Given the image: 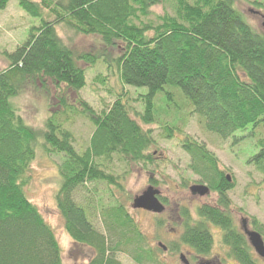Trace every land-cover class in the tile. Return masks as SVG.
<instances>
[{"label": "trees", "instance_id": "obj_1", "mask_svg": "<svg viewBox=\"0 0 264 264\" xmlns=\"http://www.w3.org/2000/svg\"><path fill=\"white\" fill-rule=\"evenodd\" d=\"M9 1L0 0V10ZM169 1L39 0L36 4L18 0L20 8L31 17L42 18L47 10L53 20L42 19L36 33L31 32L23 45L7 54L9 65L0 72V264H62L53 230L24 192L26 175L35 158L37 135L10 104L26 88L42 87L47 79L54 86L65 85L75 92L85 86L84 71L59 41L56 26L64 25L100 39L105 48L103 55L102 51L82 54L78 60L85 65H93L107 48L108 52L119 50L116 63L122 82L147 87L148 97L165 85L181 89L192 103L193 113L204 118L208 132L228 138L247 126L256 128L264 124L261 120L264 118V33L253 30L238 11L235 3L240 0H194L192 5L187 0H173L174 17L161 16L154 27L134 23L139 21L138 14L146 16L151 7ZM256 3L253 4L261 8ZM79 104L94 126L85 151L77 152L70 132L51 121L42 133L46 153L64 155L58 167L60 187L55 201L66 234L75 245L90 251L85 264H120L115 258L119 253L126 254L136 264H163L147 247L146 239L128 214L124 185L120 182L123 176L105 169L114 155L135 164L152 162V155L145 154L151 142L148 134L137 128V121L130 118L119 102L112 112L100 115L86 104ZM256 117L258 122H247ZM141 120L144 124L152 122L150 102ZM175 132L174 128H163L166 138ZM181 146L190 155L192 172L218 193V205L228 211L225 191L232 186L223 178L217 159L189 138H184ZM248 164L262 175L264 183V142H258V153ZM89 184H104L110 204L88 199L84 206L79 205L74 194L88 189ZM111 186L121 193L118 198ZM210 210L205 207L196 212L199 218L221 227L229 256L239 264H257L230 216ZM95 217L100 230L93 224ZM180 217L183 219L180 244L203 258L208 256L213 238L204 224H193L186 210ZM255 229L262 233V228ZM159 249L156 250L161 252ZM176 250L170 244L168 251L179 253Z\"/></svg>", "mask_w": 264, "mask_h": 264}, {"label": "rangeland", "instance_id": "obj_2", "mask_svg": "<svg viewBox=\"0 0 264 264\" xmlns=\"http://www.w3.org/2000/svg\"><path fill=\"white\" fill-rule=\"evenodd\" d=\"M29 1L39 3V0ZM187 1L190 5L194 3V0ZM254 2L261 8L256 7ZM235 6L253 30L264 33L261 20V15H264V0H240L236 1ZM175 7L173 0L151 7L146 16L138 14L139 21L134 23L140 27L145 24L154 27L159 24L161 16L174 17ZM42 19L50 21L53 17L47 10L43 11L42 18L31 17L20 8L18 0H10L6 8L0 10V72L9 65L7 54L23 45L31 32L36 33ZM56 35L74 55L77 66L84 71L85 86L75 92L65 85L54 86L47 79L42 87L26 88L24 93L12 98L10 104L15 111L17 110L24 124L37 135L35 158L30 163L26 175L27 184L24 186V192L29 201L36 206L45 223L53 230L60 248L62 264H85L90 257V251H87L86 247L75 245L64 230V221L57 211L55 201L60 187L58 167L62 164L64 155L56 152L46 153L42 133L46 131V123L51 121L53 125L70 132L72 145L77 152L85 151L89 146L94 126L81 112L80 102L90 107L96 115L102 112L108 114L114 110L116 102H119L130 118L137 121V128L147 133L151 140L145 154L152 155L154 158L152 162L135 164L114 155L105 169L111 174L123 176L120 182L124 185L127 211L146 239L144 241L147 247L153 250L157 261L163 264H182L179 255L183 254L190 264L194 262L207 264L204 260L216 255L223 264H239L229 256V249L222 241L223 232L210 222H203L205 229L213 238V247L208 256L203 258L179 242L182 233L179 213L183 208L187 209L193 224H197L200 222L196 215L198 207L217 206L215 193L211 192L207 198L190 194L188 189L190 186L204 183L190 170V157L181 149L180 141L184 138L196 141L218 160V169L229 175L231 177L229 183L233 184L227 196L231 202L230 211L235 229L242 231L241 221L245 219L249 229L258 233L255 228H262V233H259L264 239V183L262 175L252 165L247 164V161L258 152V141L264 139V124H259L256 128L247 126L228 138H221L206 130L204 118L193 113V105L181 89L165 85L152 97H148L147 87L124 84L116 63L119 50L108 52L107 48L104 56L93 65H85L83 61L78 60L82 54L90 52L98 54L104 51L105 48H102L97 36L82 35L64 25L56 26ZM149 102L152 104L153 120L144 124L141 117ZM109 115L111 118V113ZM165 126L174 128L175 135L164 137ZM149 180L154 183H150ZM149 185L160 191L161 200L163 199L166 205L164 214L131 209L132 198L141 195ZM87 186L88 189H82L78 194H74V199L79 205L84 206L88 199L110 204L109 192L104 184ZM111 190L117 198L121 194L113 186ZM97 219L95 217L92 221L100 230L101 226ZM162 244L168 248L171 244L179 253L171 254ZM158 246L163 249L160 248L162 251L159 249L161 252L156 250ZM189 252L196 254L194 260ZM115 258L120 264H136L124 253L116 254ZM258 260L257 264H264L260 258Z\"/></svg>", "mask_w": 264, "mask_h": 264}, {"label": "water", "instance_id": "obj_3", "mask_svg": "<svg viewBox=\"0 0 264 264\" xmlns=\"http://www.w3.org/2000/svg\"><path fill=\"white\" fill-rule=\"evenodd\" d=\"M262 26H264V15H261ZM192 194H197L200 197H204L209 193V189L202 185H195L190 188ZM159 192L154 190L152 187H148L140 196H136L133 199L132 207L134 209H143L145 211H152L154 213H161L163 211V206L159 203L157 196ZM245 228V226H244ZM244 233L248 237V241L254 252L262 259H264V243L261 236L254 232L248 231L246 228ZM183 264H188L187 261L181 259Z\"/></svg>", "mask_w": 264, "mask_h": 264}, {"label": "flooded vegetation", "instance_id": "obj_4", "mask_svg": "<svg viewBox=\"0 0 264 264\" xmlns=\"http://www.w3.org/2000/svg\"><path fill=\"white\" fill-rule=\"evenodd\" d=\"M216 194V193H215ZM217 195V194H216ZM218 199H219V197H218ZM159 200H160V202L163 204V206L166 208V205H165V203L161 200V197L159 196ZM201 208H205V207H207V208H210L211 210L210 211H217L219 214H223V213H227L230 217H231V219H232V221H233V223H234V219H233V217H232V213H231V211L230 210H228V211H224L220 206H213V207H211V206H209V205H202V206H200ZM185 210H187V209H185V208H183V211H185ZM166 212V209H165V211L162 213V214H164ZM180 214V213H179ZM180 223L182 224V218L180 217ZM243 219H242V221H241V224L243 223ZM232 223V224H233ZM235 224V223H234ZM233 224V225H234ZM213 226V225H212ZM244 226V225H243ZM215 227H217V228H219L220 230H221V227L220 226H215ZM222 231V230H221ZM182 232H183V228H182ZM167 250H168V248H167ZM192 256H193V260H194V254L193 253H191V252H189ZM189 259H190V257L189 256H187ZM187 259V258H186ZM192 260V261H193ZM187 261L189 262V260L187 259ZM194 262V261H193ZM204 262H206L207 264H223L222 263V261H221V259L219 258V257H217L216 255H213V256H210L209 258H207L206 260H204ZM196 262H194L193 264H195ZM199 264H202L201 262H198ZM189 264H190V262H189Z\"/></svg>", "mask_w": 264, "mask_h": 264}, {"label": "bare ground", "instance_id": "obj_5", "mask_svg": "<svg viewBox=\"0 0 264 264\" xmlns=\"http://www.w3.org/2000/svg\"><path fill=\"white\" fill-rule=\"evenodd\" d=\"M261 120H264V118H261ZM258 122L259 120H258V118L256 117L255 119H252L251 120V118H249L248 120H247V122ZM250 126H252V125H250ZM254 126V125H253ZM235 133V132H234ZM234 133H232L231 135H229V136H227V137H230V136H232ZM258 142H264V139H261V140H259ZM257 145H258V143H257ZM223 178L225 179V175H224V173H223ZM225 181L227 182V180L225 179ZM228 183V182H227ZM230 189H227L225 192V194H227V192L229 191ZM245 227H247L248 226V222H247V220H244V224H243ZM244 230H245V228L243 227L242 228V231H240V233H242V235H243V237L245 238V240H246V242H247V244H248V246L250 247V249H251V251H252V253H253V255L256 257V259H257V261H259L258 260V258H260L255 252H254V249L252 248V246L250 245V243H249V241H248V237L246 236V234L244 233ZM260 236H261V239H262V241H263V243H264V239H263V237H262V235L260 234V233H258ZM233 259V258H232ZM262 261H264V259H262V258H260ZM235 260V259H234ZM236 261V260H235ZM237 263H238V261H236Z\"/></svg>", "mask_w": 264, "mask_h": 264}]
</instances>
